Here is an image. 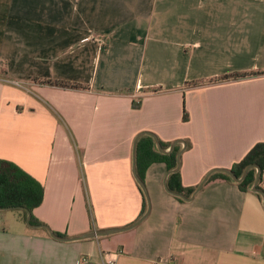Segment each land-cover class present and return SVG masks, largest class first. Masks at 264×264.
I'll return each mask as SVG.
<instances>
[{
	"label": "crops",
	"instance_id": "obj_1",
	"mask_svg": "<svg viewBox=\"0 0 264 264\" xmlns=\"http://www.w3.org/2000/svg\"><path fill=\"white\" fill-rule=\"evenodd\" d=\"M144 131L178 141L188 199L166 191L173 150ZM258 142L264 0H0V159L42 185L31 214L54 233L116 230L58 240L0 210V264H264L261 197L206 181ZM149 148L165 157L145 165Z\"/></svg>",
	"mask_w": 264,
	"mask_h": 264
},
{
	"label": "trees",
	"instance_id": "obj_2",
	"mask_svg": "<svg viewBox=\"0 0 264 264\" xmlns=\"http://www.w3.org/2000/svg\"><path fill=\"white\" fill-rule=\"evenodd\" d=\"M263 71H252V72H243V73H232L220 76L218 78L213 79L211 82H218V81H226L230 79H239L247 76L258 75L262 74ZM51 82L53 85L61 86V87H70V88H78L80 85L72 83V82H65V81H45ZM199 85L198 83H194L191 86ZM190 86V85H189ZM135 105V104H134ZM183 120L187 119V115L185 110L183 111ZM162 146H166L167 144L161 142ZM136 154V170L138 176L142 178V172L139 168V142L136 144L135 148ZM175 154L176 148L170 153L169 157L171 158L170 163L168 164V168L172 169L175 167ZM163 155L153 151L152 148H149L147 153L144 154L145 165L149 164L154 161H158L163 159ZM256 164L260 167V174L258 178V183L256 188L258 190L264 191V142H258L251 147V149L240 159L237 163H234L230 170L237 176L240 177L244 169L251 165ZM214 179H224L226 181H231V178L223 172H214L210 174L208 179L206 180L211 181ZM255 180V168H250L247 171V174L243 180L236 183L238 188L242 191L249 190ZM174 181H177L178 185L174 186ZM167 186L171 191L177 193H184L186 195H190L194 188H186L180 184L179 181V173L173 172L169 175ZM258 197L260 195L256 193ZM43 197V187L40 183L35 181L30 175L25 173L19 166L15 163L0 159V208H12L15 210L20 211V215L22 220L25 221L26 212L25 208L32 211V209L38 206ZM146 202L143 199V207L142 213L145 211ZM2 211V210H1ZM30 222L34 225L42 224L38 219H36L32 214L30 218ZM56 235L62 237V234L55 232Z\"/></svg>",
	"mask_w": 264,
	"mask_h": 264
},
{
	"label": "water",
	"instance_id": "obj_3",
	"mask_svg": "<svg viewBox=\"0 0 264 264\" xmlns=\"http://www.w3.org/2000/svg\"><path fill=\"white\" fill-rule=\"evenodd\" d=\"M142 134H149V135H152L153 138H154V141L157 145V148L159 151L163 152V153H168L170 152L171 150H173L174 148V145L178 142V141H174L172 142V144L170 145L169 149H163L160 142L156 139V137L148 132V131H144L142 133H140L136 139L142 135ZM135 142L136 140L134 141V146H135ZM179 165H180V153L177 154L176 156V166L169 171V173H173V172H177L178 171V168H179ZM250 168H255L256 169V174H255V180L251 186V191L253 192H256L260 195L261 197V200H262V203L264 205V191H261V190H258L256 188V185L258 183V178H259V174H260V167L256 164H251L249 166H247L244 171L242 172L241 176L240 177H237L230 169H227V168H218V169H214L213 171H219V172H223V173H226L234 182H240L241 180H243L247 174V171L250 169ZM134 177L139 185V187L141 188V191L143 192L144 196H145V199H146V202H147V210L146 212L142 215V217L139 218V220L137 222H139L140 220H142L146 214L148 213V210H149V206H150V203H149V198H148V194H147V191H146V188L144 186V183L142 182V180L136 175V172H135V168H134ZM201 186V185H199ZM164 187L166 189L167 192L169 193H172L178 197H182L184 199H188V198H185L184 195L180 194V193H177V192H173V191H170L166 185V182H164ZM6 209H9V207H6V208H0V210H6ZM25 212H26V218H25V223L28 227H39V228H44L46 229V231L48 232V234L54 238V239H58V240H65V241H70V240H76V239H83V238H91V237H97V236H103V235H108V234H111L113 232H115L116 230H98V231H93L91 233H87V234H84V235H80L78 237H68V238H63V237H60L58 235H56L53 231H51L50 229H48V227H46V225H43V224H39V225H34L30 222V218H31V212L30 210L28 209H24Z\"/></svg>",
	"mask_w": 264,
	"mask_h": 264
},
{
	"label": "built area",
	"instance_id": "obj_4",
	"mask_svg": "<svg viewBox=\"0 0 264 264\" xmlns=\"http://www.w3.org/2000/svg\"><path fill=\"white\" fill-rule=\"evenodd\" d=\"M104 42L99 40L98 41V50L100 51L103 48ZM1 219V214H0ZM118 255V252L114 253H107L102 256V264H114L116 256ZM86 259H82V261H85ZM155 264H161L160 262H157Z\"/></svg>",
	"mask_w": 264,
	"mask_h": 264
},
{
	"label": "rangeland",
	"instance_id": "obj_5",
	"mask_svg": "<svg viewBox=\"0 0 264 264\" xmlns=\"http://www.w3.org/2000/svg\"><path fill=\"white\" fill-rule=\"evenodd\" d=\"M3 215L5 219L10 220V218L16 215V212L14 210H6L5 212H3Z\"/></svg>",
	"mask_w": 264,
	"mask_h": 264
}]
</instances>
